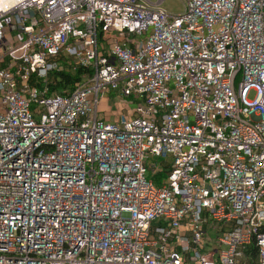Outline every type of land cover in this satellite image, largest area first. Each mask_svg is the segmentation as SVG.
<instances>
[{"label": "built area", "instance_id": "built-area-1", "mask_svg": "<svg viewBox=\"0 0 264 264\" xmlns=\"http://www.w3.org/2000/svg\"><path fill=\"white\" fill-rule=\"evenodd\" d=\"M183 1H0V264H264V0Z\"/></svg>", "mask_w": 264, "mask_h": 264}, {"label": "trees", "instance_id": "trees-1", "mask_svg": "<svg viewBox=\"0 0 264 264\" xmlns=\"http://www.w3.org/2000/svg\"><path fill=\"white\" fill-rule=\"evenodd\" d=\"M61 64L62 70L52 72L46 82L33 77L31 84L41 91L47 89L48 96H68L73 93L78 84L91 76L90 70L77 66L68 59H62ZM167 173L166 170H163L156 175L157 186L161 185V179H165Z\"/></svg>", "mask_w": 264, "mask_h": 264}, {"label": "rangeland", "instance_id": "rangeland-1", "mask_svg": "<svg viewBox=\"0 0 264 264\" xmlns=\"http://www.w3.org/2000/svg\"><path fill=\"white\" fill-rule=\"evenodd\" d=\"M145 1V0H144ZM149 2H151V3H155V2H157L158 0H148ZM162 7L169 13V14H171V15H174V16H178V15H181V14H183V12H184V10H185V3H184V1L183 0H165V2L163 3V5H162ZM142 38L141 37H138V40H141ZM67 59V58H66ZM68 60H70V61H72L71 59H68ZM108 93H109V91H108ZM110 93H112V91H110ZM256 96V94L254 93V92H252L250 95H249V100L251 101V102H253V101H255V97ZM112 105H113V107H114V113H113V115H114V117H116V118H121V116H122V113H123V109H124V107L122 106L121 108L118 106V104L117 103H115V102H113L112 103ZM126 115V117H128L129 116V111L127 112V113H125ZM124 115V114H123ZM155 162H157L158 164H160L159 163V161H155ZM154 176L152 175V173H149L148 174V179H154V181H157V178L155 179V178H153ZM161 180H163V179H161Z\"/></svg>", "mask_w": 264, "mask_h": 264}, {"label": "crops", "instance_id": "crops-1", "mask_svg": "<svg viewBox=\"0 0 264 264\" xmlns=\"http://www.w3.org/2000/svg\"><path fill=\"white\" fill-rule=\"evenodd\" d=\"M115 102L118 104V106L121 108L122 106L124 107L123 109V113L122 116H125L128 111L127 105H128V100L126 99H122V98H118L115 94H110L108 97L104 98V100L102 101V112L104 114V119L107 122H117L119 121L120 118H116L114 117L113 113H114V107L112 105V103ZM124 114V115H123ZM130 116V115H129ZM128 116V117H129ZM126 117V116H125ZM126 117V118H128Z\"/></svg>", "mask_w": 264, "mask_h": 264}, {"label": "bare ground", "instance_id": "bare-ground-1", "mask_svg": "<svg viewBox=\"0 0 264 264\" xmlns=\"http://www.w3.org/2000/svg\"><path fill=\"white\" fill-rule=\"evenodd\" d=\"M1 1V0H0Z\"/></svg>", "mask_w": 264, "mask_h": 264}]
</instances>
